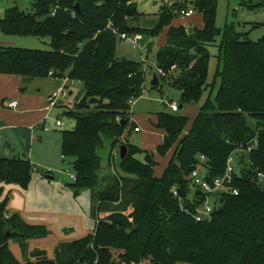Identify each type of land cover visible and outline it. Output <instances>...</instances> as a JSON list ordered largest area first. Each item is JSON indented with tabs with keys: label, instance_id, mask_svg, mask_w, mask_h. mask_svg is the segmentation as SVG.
<instances>
[{
	"label": "trees",
	"instance_id": "obj_1",
	"mask_svg": "<svg viewBox=\"0 0 264 264\" xmlns=\"http://www.w3.org/2000/svg\"><path fill=\"white\" fill-rule=\"evenodd\" d=\"M33 8V13L7 8L1 31L50 37L51 48L0 46V73L28 81L53 71L83 84V97L63 113L75 127L62 131V155L72 159L76 193L90 190L97 201V221L93 233L59 243L55 258L40 250L33 260H18L11 239L23 244L48 231L24 223L18 213L7 217L6 187L27 189L34 165L27 158L0 156V264H264V179L258 178L264 174V35L252 40L232 23L220 27L218 0L164 5L153 28L136 23L141 13L132 0H34ZM190 8L203 14V28L171 26ZM166 27V42L155 55L165 74L156 71L159 83L153 87L161 90L160 80L169 77L180 91V105L198 106L197 113L192 120L184 113L155 114L154 125L165 133L158 151H171L163 175L155 173L153 154L129 140L120 172L108 174L100 153L124 145L127 128H133L129 101L146 82L143 62L118 53L113 29L155 39ZM213 48L218 66L209 82ZM254 138L251 163L243 158L235 181L239 194L221 195L210 219L198 221L201 204L197 195L190 198V173L199 156L208 158L212 175H221L230 154Z\"/></svg>",
	"mask_w": 264,
	"mask_h": 264
},
{
	"label": "rangeland",
	"instance_id": "obj_2",
	"mask_svg": "<svg viewBox=\"0 0 264 264\" xmlns=\"http://www.w3.org/2000/svg\"><path fill=\"white\" fill-rule=\"evenodd\" d=\"M0 2L7 7L19 6L26 13H33L34 11V0H0ZM132 2L137 4L141 13L136 23L145 28H153L158 22L157 11H159L161 0H132ZM228 6V0H218L217 24L220 27L231 24L233 19L236 20L232 14L233 6ZM262 12H264L263 9L253 12L241 9L236 18L241 21L243 19L259 21L258 19L264 17ZM3 16L4 14L1 18ZM186 18L180 16L181 21H185ZM241 24L246 27L241 29L242 32L249 31V37L252 40H258L264 35L263 27H261L263 33L258 36L260 31L257 27L253 28L251 23L242 22ZM50 42V37L6 35L0 28V46L50 49ZM155 42L156 38L155 41L153 38V43H148L147 49L145 46L135 47L128 41L118 40L117 51L126 58L143 62L146 73V82L142 87V91L144 90L142 93L147 90V94L142 98L140 95L136 97L135 104L129 108L127 118L133 128H127L128 131L123 138L124 145L130 142L134 147L153 154L152 156L157 162L155 173L163 175L165 167L169 163L171 151L165 155L158 151V145L164 139L165 133L154 125L157 121L155 114L160 111L173 113L174 111L170 106L173 103L180 105V91L170 85L169 77L160 80L161 90L151 85L154 74L158 75L157 72L159 71L155 63L157 51ZM212 51L215 53L214 50ZM216 60L217 57L212 54L209 81L213 80ZM64 77L49 75L48 78H33L26 81L23 87L15 80L7 92L4 104L0 102L2 112L0 121L4 125H12L18 130L0 132V139H2L0 153L7 157H19L21 154L22 157L29 158L34 165L32 178L27 189L17 185L6 187V192L11 189L7 204V216L18 213L24 223L43 225L48 231L46 235L29 238L23 244L16 239L9 241L10 249L20 261L33 260V254L40 250L45 251L49 258H55L59 243L81 238L95 230L97 201L92 197L90 190L76 193L71 185L75 182L72 159L62 155V131L71 130L75 127V120L63 115V113L72 109L74 100H80L83 97L84 86L80 82L69 86L68 91L73 90V95L67 98L61 97L53 108L49 102V96L63 85ZM208 93L203 95L202 100L197 105L204 102ZM13 98L20 101L18 108L13 109L7 106V103ZM145 107H149L150 114L144 112ZM197 107H180L178 112L174 113H184L192 120L197 113ZM140 111L142 112L138 116L137 113ZM59 120L62 121L63 126L57 124ZM137 123L142 128L141 132L134 130L138 127ZM8 141L13 144L14 149H5L4 144ZM120 147L121 145H118L113 150L105 148L100 153L105 171L108 174H111L115 169L120 172ZM14 151H18L19 154ZM140 157L144 156L141 155ZM243 158L245 156L242 157L240 163L242 167L245 165ZM46 174L53 175V179L45 177ZM194 195L197 194L191 189L190 198L194 199ZM10 231L12 232V230Z\"/></svg>",
	"mask_w": 264,
	"mask_h": 264
},
{
	"label": "built area",
	"instance_id": "obj_3",
	"mask_svg": "<svg viewBox=\"0 0 264 264\" xmlns=\"http://www.w3.org/2000/svg\"><path fill=\"white\" fill-rule=\"evenodd\" d=\"M194 14V10L190 9H182L180 11V16L182 17H190ZM108 27H112V23L108 25ZM114 33H116L119 40L128 41L132 43L135 47H143L142 41L145 36L141 33H128L124 31H119L118 29H113ZM163 75L165 74L163 71L159 70ZM50 76H54V72H50ZM63 81V85L58 88L56 92L49 96V102L51 104V108L55 107L59 101V99L67 98L71 95V91H68L69 86L74 85L76 82H80L79 80H75L70 78L69 76H65ZM144 91V90H143ZM140 93V97H144L147 94V90L144 93ZM136 102L133 97L129 103L130 106L134 105ZM9 107L16 108L18 106V101H11L8 103ZM171 109L174 112H178L180 109V105L177 103H173ZM50 108V109H51ZM59 126H63L61 120L57 122ZM141 128L136 127L135 131H139ZM257 146V139L251 140L247 145H240L237 147L227 158L225 171L221 175H212L211 167L208 161V158L205 155L199 156V161L197 165L193 168L190 173V183L191 189L196 193L200 191V194L197 195L201 207H198V212L196 213V219L198 221L205 220L206 218L210 219V216L216 209V207L220 204V196L223 194H239V188L235 186V181L237 175L240 173V163L242 162V157L245 156L246 162L251 163L248 155L252 152V150ZM258 178L260 181L264 179V174L259 172ZM73 179H76V176H73Z\"/></svg>",
	"mask_w": 264,
	"mask_h": 264
},
{
	"label": "crops",
	"instance_id": "obj_4",
	"mask_svg": "<svg viewBox=\"0 0 264 264\" xmlns=\"http://www.w3.org/2000/svg\"><path fill=\"white\" fill-rule=\"evenodd\" d=\"M180 2V1H191V0H161V4H160V7H159V10L162 8V6H169L170 4L174 3V2ZM136 4V3H135ZM137 5V4H136ZM228 7H230L231 5L233 6L232 8V14L234 16V18L236 20H232L231 23L234 24L236 26L237 29L241 30V29H245L246 27L244 25H242L241 23L242 22H245V23H251V25L253 26V28H258V30L260 31L258 33V36H260L263 32L261 31V25L263 22H264V17H262V19H258L259 21H257L256 19H243L242 21L239 19V18H236L237 17V13L241 10V9H247L248 11L250 12H253V11H257V10H260V9H263L264 10V0H228ZM138 7V6H137ZM9 8L7 7V5H3V3L0 2V19L2 17V15L5 13L6 9ZM158 12V11H157ZM264 14V12H262ZM262 14V15H263ZM264 16V15H263ZM180 21V22H179ZM179 22V23H177ZM237 23V24H236ZM171 26H175V27H179V26H185L187 29H192L193 27H199V28H203L204 27V19H203V14L200 13V12H194V14L190 17H187L185 21H181L180 20V17L174 19L171 23ZM239 27V28H238ZM244 27V28H243ZM169 28L170 27H166L164 30H163V33L160 35L159 38H156V42H155V45H157V48L161 47L162 45L165 44L166 42V39H167V34H168V31H169ZM242 31V30H241ZM246 32H249V31H246ZM155 41V39H154ZM148 43H153V39L152 38H147L145 37L144 40L142 41V45L145 46L147 49H148ZM155 47V46H154ZM212 50L215 51V53H213L212 51V54H214V56L216 55V49L213 48ZM121 56H124V55H121ZM125 57V56H124ZM129 59V58H128ZM216 67H215V71L217 69V66H218V59L216 60ZM210 65H211V60H210ZM214 71V72H215ZM210 74V73H209ZM215 74V73H214ZM210 77V76H209ZM48 78V77H47ZM214 78V77H213ZM52 79V78H51ZM17 81V83L23 87L26 83V81L21 77V76H17V75H13V74H1L0 73V102L2 104H4V100L6 99L7 97V92L11 86L12 83H14V81ZM20 82V83H19ZM45 82V81H44ZM209 82H212V81H209ZM152 85V84H151ZM59 87V86H58ZM73 90H71V95H73ZM17 100L18 101V106L16 108H18L20 106V101L18 99H10L9 102L11 101H15ZM75 101V100H74ZM8 102V103H9ZM8 103H7V106H8ZM9 107V106H8ZM181 107V105H180ZM191 107V106H189ZM9 108H13L15 109L14 107H9ZM149 107H145L144 108V112L146 113H151L150 110L148 109ZM142 111H140L139 113H137V115L139 116L141 114ZM1 110H0V114H1ZM137 126L141 128V126L137 123ZM3 130H12V131H18L16 130L15 128H13L12 125H4L1 121H0V132L3 133ZM135 130V129H134ZM142 131V128L139 130V131H136V132H141ZM165 136V135H164ZM2 141V139H0V142ZM162 142V141H161ZM13 144L8 141L4 144V147L5 149H14V147L12 146ZM15 153H17L18 151H14ZM19 154V153H17ZM0 156L1 157H7L6 155H4L3 153H0ZM14 157V156H13ZM21 158H27L25 156H20ZM29 159V158H27ZM158 175V174H157ZM158 176H161V174H159Z\"/></svg>",
	"mask_w": 264,
	"mask_h": 264
},
{
	"label": "water",
	"instance_id": "obj_5",
	"mask_svg": "<svg viewBox=\"0 0 264 264\" xmlns=\"http://www.w3.org/2000/svg\"><path fill=\"white\" fill-rule=\"evenodd\" d=\"M76 7H77V9H79V5H77ZM158 83H159L158 75L155 73L153 78H152L151 84L155 86V85H158ZM96 101H97V99H95V98H92L90 100L91 103H95ZM181 107H182V105H181ZM122 123L124 124L125 121L123 120ZM127 154H128V146L122 145L120 147V158L123 160L127 156ZM45 177H47L49 179H53L54 176L51 174H46ZM196 194L199 195L200 191H197ZM7 217H9V216H7ZM9 233H10V229L6 228V234L9 235Z\"/></svg>",
	"mask_w": 264,
	"mask_h": 264
}]
</instances>
